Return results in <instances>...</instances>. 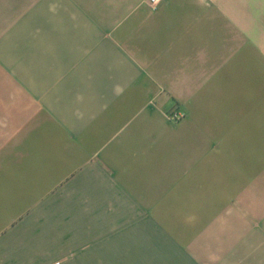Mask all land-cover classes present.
<instances>
[{
    "label": "crops",
    "instance_id": "obj_1",
    "mask_svg": "<svg viewBox=\"0 0 264 264\" xmlns=\"http://www.w3.org/2000/svg\"><path fill=\"white\" fill-rule=\"evenodd\" d=\"M0 264H264V0H0Z\"/></svg>",
    "mask_w": 264,
    "mask_h": 264
},
{
    "label": "built area",
    "instance_id": "obj_2",
    "mask_svg": "<svg viewBox=\"0 0 264 264\" xmlns=\"http://www.w3.org/2000/svg\"><path fill=\"white\" fill-rule=\"evenodd\" d=\"M151 6L153 7H156L160 2L161 0H149ZM184 112H181V111H171L168 116L172 119H180L184 116Z\"/></svg>",
    "mask_w": 264,
    "mask_h": 264
}]
</instances>
